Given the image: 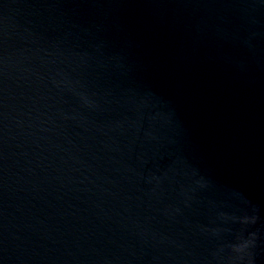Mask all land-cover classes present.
Segmentation results:
<instances>
[{
  "label": "water",
  "instance_id": "obj_1",
  "mask_svg": "<svg viewBox=\"0 0 264 264\" xmlns=\"http://www.w3.org/2000/svg\"><path fill=\"white\" fill-rule=\"evenodd\" d=\"M0 264H264V0H0Z\"/></svg>",
  "mask_w": 264,
  "mask_h": 264
}]
</instances>
